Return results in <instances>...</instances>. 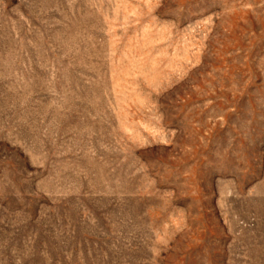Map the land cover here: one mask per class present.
<instances>
[{
  "label": "rangeland",
  "instance_id": "rangeland-1",
  "mask_svg": "<svg viewBox=\"0 0 264 264\" xmlns=\"http://www.w3.org/2000/svg\"><path fill=\"white\" fill-rule=\"evenodd\" d=\"M0 264H264V0H0Z\"/></svg>",
  "mask_w": 264,
  "mask_h": 264
}]
</instances>
